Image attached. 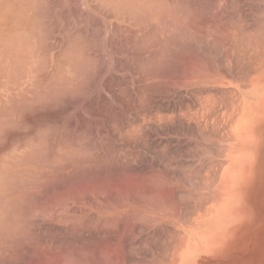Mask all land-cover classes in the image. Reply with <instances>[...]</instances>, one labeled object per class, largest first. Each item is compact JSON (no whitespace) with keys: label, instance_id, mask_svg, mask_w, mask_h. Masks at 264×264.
Returning <instances> with one entry per match:
<instances>
[{"label":"rangeland","instance_id":"obj_1","mask_svg":"<svg viewBox=\"0 0 264 264\" xmlns=\"http://www.w3.org/2000/svg\"><path fill=\"white\" fill-rule=\"evenodd\" d=\"M263 64L264 0H0V264H164Z\"/></svg>","mask_w":264,"mask_h":264},{"label":"crops","instance_id":"obj_2","mask_svg":"<svg viewBox=\"0 0 264 264\" xmlns=\"http://www.w3.org/2000/svg\"><path fill=\"white\" fill-rule=\"evenodd\" d=\"M249 71L237 129L215 146L226 156L215 166L213 207L172 215L181 231L164 264H264V64Z\"/></svg>","mask_w":264,"mask_h":264}]
</instances>
